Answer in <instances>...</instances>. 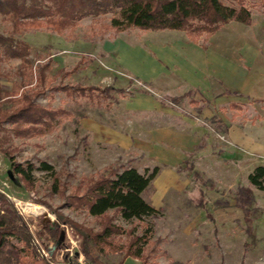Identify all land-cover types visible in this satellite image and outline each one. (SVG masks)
I'll list each match as a JSON object with an SVG mask.
<instances>
[{
    "label": "rangeland",
    "instance_id": "rangeland-1",
    "mask_svg": "<svg viewBox=\"0 0 264 264\" xmlns=\"http://www.w3.org/2000/svg\"><path fill=\"white\" fill-rule=\"evenodd\" d=\"M245 1L253 10L254 27H261L263 0ZM108 23L109 15L100 18L91 16L63 33L46 28L27 30L21 35H15L17 40L22 39L32 47V64L28 65L25 73L19 72L22 63L20 59L2 56L0 61V84L5 89H12L15 83L21 81L25 83L26 88L43 87L45 91L38 96L37 102L47 107H62L68 110L53 129L31 136L16 135L14 125L8 123L3 125L4 130H0V137L8 134L6 141H0V190L16 203L19 212L26 219L34 220L30 223L33 230L36 229L35 222L40 216L46 221L56 223L57 212L100 230L102 218H96L86 208H78L72 204L71 194L78 190L82 192L89 177L111 164L122 169L133 166L142 172H152L154 167L158 166L161 171L159 164L142 149L132 145L120 147L112 140L117 133L126 138L135 136L144 139L141 137H144V132L148 129L144 132L142 130L145 127L150 128V119L155 115L157 118L163 117L161 121L165 122L172 113L163 111L155 114L147 109L156 99L164 100L167 96L168 104L165 106L177 108L195 120L210 123L203 119L198 111L190 108L189 96L179 97V100L170 98L164 89L148 82L138 73H146L150 68L148 62L157 45L173 44L178 39L189 42L184 31H147L134 27L117 32L109 28ZM11 29V19L0 14V32L7 35ZM201 41L205 42L204 39ZM49 62L51 65L46 71L47 80L41 85L37 78L38 66ZM75 66L78 69L65 78L56 74L60 68L69 70ZM60 82L95 84L101 87L112 85L116 88L123 87V91L113 89L108 97L97 93L93 96L68 95L54 87ZM11 103L7 105L10 107ZM135 120L138 122L135 123ZM3 148L10 151L12 159ZM43 161L51 164L59 175L60 188L54 186L53 175L42 168ZM29 162L36 165L32 171L33 185L26 183L14 171L15 163L26 167ZM230 175L220 173L218 169L211 175L202 173V179L196 180L199 184L197 190L194 184L189 183V178L193 179L194 174L184 169L180 174V187L169 192L163 206L158 207L161 208V213L156 217L146 216L142 222L136 219L127 221L122 215L114 211L111 213L115 214V222L123 228L134 227L137 234L149 232L151 242L145 245L144 252L149 262L264 264V230L258 227V218L264 215L263 207L253 210L249 214V220L241 222L219 225L211 216L206 223L199 222L200 206L197 200L191 199L190 192L197 194L202 186L207 206L214 207L218 199H232L236 186L229 187L228 182L223 181L232 177ZM155 178L153 185L143 193L152 204L159 202ZM209 179L213 181L209 182ZM254 188L256 203L264 206V190L255 185ZM28 204L35 205L38 209H27ZM194 220L198 221L195 225L192 224ZM248 225H252V230H247ZM146 226L150 230H147ZM61 227L66 230L63 240L66 245L56 250L57 263L65 262L68 255L70 257L79 251V238L74 235L72 227L64 223ZM257 229L263 241L257 237ZM124 238L120 235L115 237L119 241ZM15 241L19 243L16 239ZM79 256L78 262L90 264L83 254ZM121 257V254L115 253L106 260L109 264H115Z\"/></svg>",
    "mask_w": 264,
    "mask_h": 264
},
{
    "label": "trees",
    "instance_id": "trees-1",
    "mask_svg": "<svg viewBox=\"0 0 264 264\" xmlns=\"http://www.w3.org/2000/svg\"><path fill=\"white\" fill-rule=\"evenodd\" d=\"M0 14L7 15L12 26L9 34L0 32V61L2 56L20 59L22 63L19 72L25 73L28 65L32 64V47L22 39L17 40L15 35H21L30 29L46 28L63 33L68 28H75L87 17L100 18L109 15L108 27L117 32L134 27L143 30L179 29L185 31L194 41L204 39L206 42L209 36L225 23L234 20L250 24L253 10L245 0H0ZM203 45L206 47L207 43ZM50 65L49 62L38 66L37 78L41 85L47 80L46 71ZM77 69V66L69 70L60 68L56 74L65 78ZM1 75L0 71V77ZM25 86L21 81L8 90L0 84V130L5 129L3 125L6 123L13 124L14 133L25 137L53 129L68 110L62 107H47L37 102L38 96L45 89ZM54 87L68 95L78 96H93L97 93L108 97L113 89L123 91V87L116 88L112 85L101 87L71 82H60ZM10 102L12 105L9 107L7 104ZM0 138V141L4 142L8 139V134ZM3 149L12 159L10 151ZM42 164V168L53 175L54 186L60 188V177L52 165L46 161ZM35 168L36 165L30 162L26 167L21 163L14 165L15 173L31 185L34 183L32 171ZM159 172L158 166H155L152 172H142L133 166L122 169L111 164L89 177L82 192L78 190L71 194L72 204L78 208H86L96 218H102L100 230L79 223L57 211L56 223L46 221L40 216L35 222L36 229L33 230L30 223L34 220L26 219L19 212L16 203L0 190V264H78L79 254H83L90 264H109L106 258L115 253L122 256L115 264H125L129 256L139 258L142 264H160L149 262L148 256L144 254L145 245L151 242L149 232L137 234L134 227L123 228L115 222V214L111 213L114 211L127 221L136 219L139 222L146 216L159 215L161 208L154 206L143 195ZM196 177L202 179V174L197 171ZM248 179L253 186L264 190V165H257ZM231 198L234 203L232 199H218L215 205L224 207L234 204L242 207L245 210V220H249V214L256 209L253 208L256 203L253 189L240 185L234 190ZM197 204L200 207L207 205L203 191L197 199ZM62 223L69 224L74 235L79 238V251L71 257L68 255L65 262L57 263L56 250L66 245L62 241L57 246L61 232L66 231L61 227ZM146 227L148 230L149 227ZM247 230H252V225H248ZM119 235L125 237L123 241L115 239ZM43 250L47 254L43 253ZM171 264L182 263L172 261Z\"/></svg>",
    "mask_w": 264,
    "mask_h": 264
},
{
    "label": "crops",
    "instance_id": "crops-1",
    "mask_svg": "<svg viewBox=\"0 0 264 264\" xmlns=\"http://www.w3.org/2000/svg\"><path fill=\"white\" fill-rule=\"evenodd\" d=\"M262 14L261 27H254L253 14L250 24L234 20L225 23L206 42L194 41L184 31L189 42L178 39L173 44L157 45L148 62L150 68L146 73L138 72L148 82L164 89L170 98L179 100L189 96L190 108L210 121L207 124L177 108L165 106L168 104V97L165 96L164 100L156 99L147 109L153 113L168 111L172 114L165 122L161 121L163 117L157 118L155 115L154 119L151 116L150 128L142 130L148 129L141 137L144 139L135 136L126 138L121 133L112 138L113 143L120 147L132 145L142 149L159 164L161 171L154 181L159 202H153L154 206H163L169 192L180 187V174L184 169L194 174L193 179L189 178V183L194 184L197 190V171L211 175L218 169L220 173L231 174L232 177L223 180L228 182L229 187L246 185L254 191L248 176L257 165H264ZM169 31L177 32L179 29ZM204 43H207L206 47ZM201 191L204 192L202 186L197 194L190 192L191 199L197 200ZM260 207L264 208L259 203L253 206L258 210ZM199 216V222L206 223L211 216L216 224L221 225L245 220V210L234 204L224 207L206 205L200 207ZM196 222L194 220L192 224ZM258 223L259 229L264 230L263 214L258 218ZM256 235L263 241L258 229ZM125 264L142 262L129 256Z\"/></svg>",
    "mask_w": 264,
    "mask_h": 264
},
{
    "label": "water",
    "instance_id": "water-1",
    "mask_svg": "<svg viewBox=\"0 0 264 264\" xmlns=\"http://www.w3.org/2000/svg\"><path fill=\"white\" fill-rule=\"evenodd\" d=\"M65 236H66V232L62 231L61 236L58 239L57 246L60 245V243L65 239ZM78 264H84V263L82 261H80V262H78Z\"/></svg>",
    "mask_w": 264,
    "mask_h": 264
},
{
    "label": "bare ground",
    "instance_id": "bare-ground-1",
    "mask_svg": "<svg viewBox=\"0 0 264 264\" xmlns=\"http://www.w3.org/2000/svg\"><path fill=\"white\" fill-rule=\"evenodd\" d=\"M26 206H27V209H38L37 206L32 205V204H28V205H26Z\"/></svg>",
    "mask_w": 264,
    "mask_h": 264
},
{
    "label": "built area",
    "instance_id": "built-area-1",
    "mask_svg": "<svg viewBox=\"0 0 264 264\" xmlns=\"http://www.w3.org/2000/svg\"><path fill=\"white\" fill-rule=\"evenodd\" d=\"M43 253L47 254V252L44 250ZM71 257V256H70ZM80 257V256H79ZM72 262V260L70 261V263Z\"/></svg>",
    "mask_w": 264,
    "mask_h": 264
}]
</instances>
